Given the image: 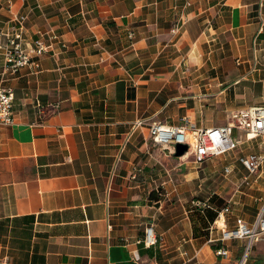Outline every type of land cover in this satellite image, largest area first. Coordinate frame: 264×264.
Returning a JSON list of instances; mask_svg holds the SVG:
<instances>
[{"label":"crops","instance_id":"obj_1","mask_svg":"<svg viewBox=\"0 0 264 264\" xmlns=\"http://www.w3.org/2000/svg\"><path fill=\"white\" fill-rule=\"evenodd\" d=\"M263 1L0 0V86L11 89L14 113L13 124L0 125V264L235 259L233 240L224 242L229 257L218 260L220 231L210 232L217 241L210 244L193 234V224L207 209L216 212L214 221L226 206V227L238 218L255 222L264 165L248 175L238 158L264 151V141L237 130L233 151L195 162L154 144L148 124L187 118L195 128L224 126L231 113L261 106ZM20 16L24 49L37 38L52 49L33 56L38 68L7 72L6 33ZM217 17L227 31L250 35L233 51L241 61L217 60ZM233 62L225 85L217 70ZM140 119L144 125L134 128ZM244 141H258V148H240ZM230 155L234 161L219 167ZM217 170L233 187L213 186ZM245 175L250 184L239 186ZM149 225L152 246L144 243ZM255 254L254 263L264 264V249Z\"/></svg>","mask_w":264,"mask_h":264},{"label":"built area","instance_id":"obj_2","mask_svg":"<svg viewBox=\"0 0 264 264\" xmlns=\"http://www.w3.org/2000/svg\"><path fill=\"white\" fill-rule=\"evenodd\" d=\"M24 16L16 18L17 26L12 27L11 31L6 33V42L4 45L5 71L16 72L23 66L38 68L39 62L34 57L49 52L52 49L51 44L45 43L42 38L33 40V43L27 50L23 47V20ZM132 38V33L129 34ZM0 47H2L0 45ZM14 122L13 113V93L10 88L0 86V125H11ZM145 120H137L134 128L144 125ZM149 136L151 141L167 149L174 154V146L177 143L187 145V151L182 156H189L195 162H202L212 156H222L233 151L241 142L234 132L239 130L244 133L246 140H253L264 136V106H253L246 110L233 112L229 116L228 123L224 126L210 128H195L187 118H182L181 123L177 125L152 122L148 124ZM239 163L246 169L248 175L258 173L264 165V151L250 152L239 156ZM231 167H223L225 175L230 174ZM248 176H243L239 186L249 185ZM195 205L202 206L200 203ZM209 207L207 204H203ZM229 211L226 206L217 212V217L209 226V231H220V237L217 239L221 245L214 249L217 257L226 259L229 257V250L225 241L244 239L246 241L245 251L241 260L237 264H245L252 244L263 239L264 235V205L261 208L257 219L252 224H247L241 219H236L231 227L223 224L222 216ZM214 242L216 240L209 239ZM157 242L153 234L152 226L145 229L144 243L146 246L155 245Z\"/></svg>","mask_w":264,"mask_h":264},{"label":"rangeland","instance_id":"obj_3","mask_svg":"<svg viewBox=\"0 0 264 264\" xmlns=\"http://www.w3.org/2000/svg\"><path fill=\"white\" fill-rule=\"evenodd\" d=\"M262 8H264V1H263ZM259 27H258V29H259ZM250 38H251L250 35H244L242 32H236L234 30L227 31L225 27L221 26V18L217 17V60H222L223 62H228V61L237 62V60L241 61L243 58L240 56H234L233 51L235 52V49H237L238 51L241 50L244 47L243 43L245 41L250 40ZM234 62L232 64H227L225 67H223L221 69V71L217 70L218 72H220L218 77H217L218 81H222V82L225 81V85H227V82H231V78L234 77L233 76L234 73H232V72H234L236 69ZM258 67L260 68V70L257 72H259V76L263 77L264 65H261V66L259 65ZM226 71H229V72L232 71V72L227 73ZM262 83H264V82L261 81V82H257L256 84H258L260 86V84H262ZM223 85H224V83H223ZM260 100H261L260 105H264V97L261 98ZM256 140L262 142V141H264V136L258 137ZM258 141H255V142L244 141L243 144L240 146V148L248 149V148H252L253 145H255L257 147L259 144ZM233 156H234V154H233ZM233 161H234V159L232 158L231 155L226 156V160H220L219 167H222V165L224 163H231ZM217 164H218V162H217ZM237 167L240 168V165H238V163H237ZM219 174L220 173L217 170V173H215V176L213 177V182H214L213 186H215L218 190L221 188V185H223L225 188L233 187V185L230 181H226V179H224L221 175L219 177ZM211 175H213V174H211ZM209 188L212 189L211 186H209ZM207 191H209V189H207ZM256 196L257 197H259V196L264 197L263 191H255L254 197H256ZM191 200L192 199L190 198V200L188 201L189 204H192ZM210 200H211V198H210ZM216 201H217V204L219 206H222L224 203V201H222L219 197H217ZM257 202H260V205L261 204L263 205L264 199L261 201H256L255 204H257ZM195 221H196L195 224H193V228H194L193 234L198 235V236H202L203 239L208 240L209 234H210L208 227H204L203 225H200L199 216H197V215L195 216ZM213 233H214V231H213ZM208 242L210 244H216L217 243V241L216 242L208 241ZM230 244H231V249L235 252L236 258L231 260V262L229 260H225L223 262V264H237L241 260L243 254H244L245 249H243L242 247L239 246L240 241L233 240ZM263 249H264V235H263L262 241H258L257 243H254L253 246L251 247L250 254H248L245 264H255L254 263L256 260V254L255 253H257L259 250H263ZM217 259L219 260L220 257H217ZM256 264H260V263H256Z\"/></svg>","mask_w":264,"mask_h":264},{"label":"trees","instance_id":"obj_4","mask_svg":"<svg viewBox=\"0 0 264 264\" xmlns=\"http://www.w3.org/2000/svg\"><path fill=\"white\" fill-rule=\"evenodd\" d=\"M213 200L214 198H211V201ZM215 216H216V212H214L213 210L207 209L204 215L199 216L200 225H203L204 227H208L209 223L213 221Z\"/></svg>","mask_w":264,"mask_h":264},{"label":"water","instance_id":"obj_5","mask_svg":"<svg viewBox=\"0 0 264 264\" xmlns=\"http://www.w3.org/2000/svg\"><path fill=\"white\" fill-rule=\"evenodd\" d=\"M187 151V145L177 143L174 146V155L182 156Z\"/></svg>","mask_w":264,"mask_h":264}]
</instances>
